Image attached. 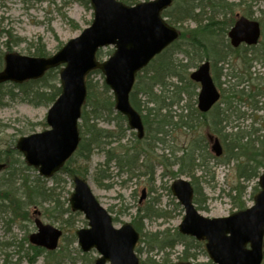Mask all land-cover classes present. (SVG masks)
Segmentation results:
<instances>
[{
    "label": "rangeland",
    "instance_id": "rangeland-1",
    "mask_svg": "<svg viewBox=\"0 0 264 264\" xmlns=\"http://www.w3.org/2000/svg\"><path fill=\"white\" fill-rule=\"evenodd\" d=\"M123 1H127L129 5H137L150 0ZM226 1L234 5L233 14L228 13V21L235 22L239 17H248L261 24L262 39L258 48H262L264 44V0ZM93 18V11L86 9L78 0H0V50L3 55L18 53L22 56L36 57L34 54L37 48L43 45L46 47L47 57L53 56L70 40L80 36L83 30L92 24ZM173 26L184 32L185 37H191L189 32L196 28V23L185 21L181 26L179 24ZM246 49V47L239 49L242 57L253 58L250 54L247 55V53L252 54L253 49ZM239 53H235L233 57V61L237 64V61L240 60V57L238 58ZM112 54V47L105 48L101 51V59L107 60ZM262 64L263 62L256 63L255 61L251 69L254 78L262 79L260 86L264 85V66ZM192 70L190 69L189 73ZM226 73L228 71L225 70ZM222 80L227 79L224 77ZM103 83L104 76L102 73L95 74L92 77L93 85L101 86ZM10 85L8 84L0 91V151L11 148L13 144L16 145L17 141L24 136L41 133L49 129L46 123L49 107L32 106L23 101L21 96L15 100L10 99L8 96L10 90H12ZM252 86L253 83L249 87L246 86L248 91H251ZM262 87L261 91L264 92ZM14 93L18 92L14 91ZM258 99L264 103V99ZM183 104L187 105V103ZM259 106L262 107L261 104ZM243 107L241 112L247 114L246 118L233 122L235 128H231L229 132L238 133L239 129L245 133L253 132L251 126L256 120L258 123L254 126V129L263 127V130L255 135H264V109L259 111L248 109L247 111L246 108H249V106ZM100 125L109 131L115 130L116 127L107 122H102ZM126 131L123 141L111 145V147H117V154L122 161L121 165L126 163L125 158L134 152L133 149H141V145L135 142L136 133L129 129ZM198 134L194 131L187 133L184 129H178L173 133L170 141L167 142L169 149L164 151L160 146L156 154L163 157V159H173L174 156L171 153L190 146L191 139ZM204 135L208 142L207 149L214 158L208 160L207 168L198 169L195 173L198 190L206 199L205 204H198L197 206L200 213L207 218H224L235 212L250 208L254 204V197L260 191L255 192L258 179L250 183L243 182V180H240V169L246 163H251L254 166L264 165V148H260L261 151L258 153L256 150L259 149L258 146L253 148L254 144L250 142L245 145L246 147L243 146V150H239L234 160L229 162V153L226 152L222 140L220 139L223 146V155L218 158L211 152L207 130L204 131ZM246 142L244 140L243 144ZM111 147L106 148L105 151L94 150L88 161L78 159L70 165V168L88 170L86 178L89 185L96 199L114 219L116 228H120L127 223L133 224L140 217L150 215L151 217L143 219L141 224V232L146 235L145 239L149 240V235L155 232L178 231L185 212L173 196L171 185L180 177L192 183L193 178L177 175V169L175 168L171 170L173 172H170L169 169L163 170L161 166H156V164L154 165L156 171L155 181L150 179L149 176H140L139 174L146 173V166L151 165L150 158L144 160L146 166L142 167V170L140 166L143 164L139 162L136 169H134L135 172L131 168L122 170L114 163L108 168L104 163ZM254 152H257V154ZM176 155L179 157L181 153L176 152ZM17 168L24 180L29 179V181H32L38 176L36 169L31 168V170L26 171L21 166L20 168L17 166ZM107 169L108 171H106ZM263 171L264 169H261L260 174ZM108 172L111 178L103 181L100 176L102 174L105 176L104 173ZM164 173L166 176L162 178L161 175ZM3 175L0 177V264L95 263L98 254L95 251L83 253L78 245L76 231L87 228L88 221L82 213H74L70 209L69 199L74 185L69 173L63 171L54 178L47 180L48 187L55 188V193L59 194L60 204L52 203L44 206H26V201L22 200V197H24L22 191V193H17L14 196H6L3 193L7 189L4 184L6 179H2ZM243 186L246 187V192L242 195ZM240 191L241 194H239ZM142 196H144V199L140 201ZM242 206H245V208L240 209ZM61 208L64 210L69 209V213H61ZM153 212H156V214L153 215ZM158 215H163V217ZM36 218H40L45 224H50L63 232L57 250L53 252L38 251L39 248L30 243V235L37 231ZM149 242L138 243V247L143 249L141 254L138 253L142 263L153 264L152 262L155 261L156 264H174L178 261H184V248L182 246L161 253L158 249L150 251ZM205 252L201 249L192 250L191 253H195L197 257L190 258L189 261L208 263L209 259Z\"/></svg>",
    "mask_w": 264,
    "mask_h": 264
},
{
    "label": "water",
    "instance_id": "water-1",
    "mask_svg": "<svg viewBox=\"0 0 264 264\" xmlns=\"http://www.w3.org/2000/svg\"><path fill=\"white\" fill-rule=\"evenodd\" d=\"M173 0H152L128 6L118 0H91L94 20L81 35L70 40L55 55L27 57L18 53L4 56L5 66L0 72V84H23L39 80L52 69L61 67V94L47 115L50 129L19 139L16 149L28 166L38 169L39 175L51 178L58 173L77 151L81 137L79 122L87 98L86 78L100 70L115 99V109L127 118L138 138L144 137L141 115L132 107L130 95L136 75L179 37L162 13ZM233 47L241 44L257 45L261 37L260 23L241 17L228 34ZM113 47L114 53L100 62V49ZM200 85L198 109L208 113L220 100L221 94L211 75L209 62L203 63L190 75ZM211 151L223 154L218 138L209 135ZM6 165L0 163V174ZM74 190L70 196L73 212L83 213L88 228L76 231L78 245L84 253L96 251L95 264H140L135 252L140 235L130 223L116 228L109 212L96 199L89 182L73 178ZM258 185L260 192L254 205L224 218L203 216L194 203V188L189 180L177 179L171 186L174 197L184 208L185 216L179 233L205 242L214 264H262L264 258V172ZM144 199V196L143 198ZM37 232L30 243L48 251L58 248L63 232L52 225L35 220ZM175 264H193L177 262Z\"/></svg>",
    "mask_w": 264,
    "mask_h": 264
},
{
    "label": "trees",
    "instance_id": "trees-1",
    "mask_svg": "<svg viewBox=\"0 0 264 264\" xmlns=\"http://www.w3.org/2000/svg\"><path fill=\"white\" fill-rule=\"evenodd\" d=\"M78 1L86 9L92 10L90 0ZM120 1L129 5L127 1ZM233 7L234 5L226 0H174L173 6L163 13L171 25L179 24L181 26L185 21H193L196 23V28L189 32L191 37L186 36L188 38L185 37L184 32L180 31L179 39L137 75L130 101L134 109L142 115L145 136L142 140L136 136L135 142L141 145V149H133L134 152L125 158L126 163L124 165H121L122 161L117 154V147H111V145L124 140L126 130L129 129L126 118L115 111L114 98L106 84L103 83L101 86L92 84V77L95 74H101V72L90 73L86 80L88 96L79 124L81 143L77 152L61 172L69 173L71 177L77 175L87 179V169H71L70 165L78 159L88 161L96 149L105 151L106 148L111 147L104 163L108 168L114 163L122 170L131 168L135 172L134 169L139 162L143 164L140 166L142 170V167L146 166L144 160L150 158L151 165L146 166V173H141L140 176H149L155 181L154 165L156 164V166H161L163 170L169 169L170 172H173L171 170L175 168L177 175L193 178L195 204L198 206V204H205L206 199L198 190L195 173L198 169L207 168L208 160L214 158L207 149L208 142L204 135L205 130H207V134L222 140L226 152L229 153V162L234 160L239 150H243V146L246 147L245 145L250 142L254 144L253 148L258 146L259 149L256 150L259 153L260 148H264V135H255L263 130V127L254 129L258 121L255 120L252 123L253 132L245 133L241 132L240 129L238 133L229 132L231 128H235L233 122L246 118L247 114L241 112L243 106L246 105L252 110L259 111L261 101L258 98L264 99V92L261 91V87L263 86L262 89H264V85L260 86V82H256L251 72L255 61L256 63L263 62L262 66H264V44L262 48H258L259 46L251 48L253 49L252 54L247 53L253 58L242 57L239 49L232 48L227 40V35L234 22L228 21L227 16L228 13L233 14ZM235 53H239L238 64L233 61ZM34 56L47 57L46 47L41 45L37 48ZM3 58L4 55L0 50V71L4 67ZM98 59H101V51L98 53ZM204 61L211 62L212 76L221 92L220 102L207 114L201 113L197 108L199 86L190 79L189 73L190 69L197 68ZM225 70L228 73L225 74ZM224 77L227 80L223 81ZM251 83L253 86L251 91H248L245 84L250 86ZM7 85L8 83L0 85V91ZM10 86L12 87L8 94L10 99L15 100L21 96L23 101L32 106L50 107L61 93L59 68L48 71L38 81H28L22 85L11 84ZM14 91L18 93H14ZM183 103H187V105ZM190 104L191 106H189ZM102 122L116 126L115 130L109 131L101 127ZM178 129H184L187 133L194 131V133L199 134L191 139L190 146L176 151L181 153L179 157L176 152H172L173 159H163L156 154V151L160 146L164 151L169 149L167 142ZM244 140L247 142L243 144ZM257 152L254 153L257 154ZM0 163L6 164L7 167L2 177V179H6L4 184L7 189L3 191L6 196H14L23 192L22 200L26 201V206L60 204L59 194L55 193V188L48 187L46 179L39 175L32 181L21 178L17 166L19 168L21 166L26 171L31 170V168L23 161L22 155L15 149V144L11 145V148L0 151ZM261 169H264L263 164L254 166L251 163H246L242 165L240 180L250 183L258 179ZM104 174L106 175L100 176L103 181L111 178L109 172ZM6 175L8 178L5 177ZM161 176L164 178L166 174ZM258 191L259 187L256 186L255 192ZM245 192L246 187L243 186L242 195ZM244 208L245 206H242L240 209ZM60 212L69 213V209L61 208ZM155 214L156 212H153V215ZM147 216L135 220L133 226L140 233L139 244L147 243L150 240V251L158 249L159 252L163 253L168 250L172 251L177 246H182L184 248V261L197 257L195 253H191L192 250L201 249L205 252L204 243L183 236L177 230L151 233L150 239H145L146 235L141 232V224L143 219L151 217L150 215ZM158 216L163 217V215ZM37 250L41 251V249ZM142 251L141 247H137V253L141 254ZM152 263L156 264L155 261ZM141 264L145 263L141 262Z\"/></svg>",
    "mask_w": 264,
    "mask_h": 264
},
{
    "label": "flooded vegetation",
    "instance_id": "flooded-vegetation-1",
    "mask_svg": "<svg viewBox=\"0 0 264 264\" xmlns=\"http://www.w3.org/2000/svg\"><path fill=\"white\" fill-rule=\"evenodd\" d=\"M240 49H241V47H240ZM262 104V103H261Z\"/></svg>",
    "mask_w": 264,
    "mask_h": 264
}]
</instances>
